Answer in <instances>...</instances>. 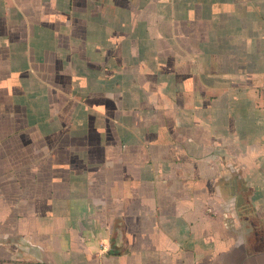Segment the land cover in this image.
<instances>
[{"label":"crops","instance_id":"1","mask_svg":"<svg viewBox=\"0 0 264 264\" xmlns=\"http://www.w3.org/2000/svg\"><path fill=\"white\" fill-rule=\"evenodd\" d=\"M0 264H264V0H0Z\"/></svg>","mask_w":264,"mask_h":264}]
</instances>
